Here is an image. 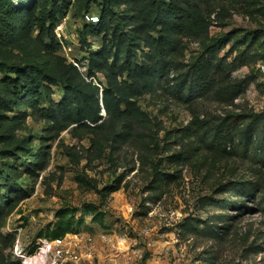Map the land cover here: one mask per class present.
<instances>
[{
    "label": "rangeland",
    "instance_id": "1",
    "mask_svg": "<svg viewBox=\"0 0 264 264\" xmlns=\"http://www.w3.org/2000/svg\"><path fill=\"white\" fill-rule=\"evenodd\" d=\"M22 1L27 0L15 3ZM64 3L68 8L57 25L65 26L58 35L56 25L53 38L61 47L41 52L53 61L61 57L87 74L88 58L98 50L100 40L90 37L91 47L82 43L79 29L89 21L78 11V0ZM90 14L99 16L98 7L93 5ZM212 20L210 36L234 33L237 41L244 40L250 32H260L250 62L232 73L235 81L250 78L246 91L233 103L212 94L190 102L167 93L145 95L138 99V106L146 113L145 122L152 133L134 122L135 131L145 136L130 138L116 149L109 125L98 131L79 125L63 131L50 144L49 167L37 181L27 174L26 163L19 162V187L32 191H25L30 196L19 203L0 232V262L53 264L52 254L41 252L43 241H49L78 244L82 255L79 264H208V256L215 258V264H264L263 193L258 191L237 206L223 203L236 200L233 192L226 191L237 182H261L255 173L259 166L247 157L223 156L215 151H199L180 164L167 160L184 145L195 143L185 131L194 116L205 120L233 112L264 111V0H230ZM37 36V32L28 36L26 31L16 30L11 38L0 39V55L10 62L23 60L35 53ZM201 45L197 40L183 38L185 64L200 53ZM99 77L94 84L102 90L107 80L102 73ZM62 89L54 87L53 99L57 103L63 98ZM101 114L106 118L104 109ZM123 126L122 121L116 122L118 131ZM28 127L37 137L36 153L47 125L45 120L29 118ZM149 133L155 138L146 135ZM154 165H160L162 174L166 173L158 182L152 178ZM119 177L120 190L105 198L100 192ZM85 207H96L94 210L101 216L95 218ZM73 208L78 209L73 216L74 233L59 240L48 239L46 234L61 220L60 211ZM213 216L217 227L231 224L224 239H211L189 230V226L204 228Z\"/></svg>",
    "mask_w": 264,
    "mask_h": 264
},
{
    "label": "trees",
    "instance_id": "2",
    "mask_svg": "<svg viewBox=\"0 0 264 264\" xmlns=\"http://www.w3.org/2000/svg\"><path fill=\"white\" fill-rule=\"evenodd\" d=\"M228 1L78 0L83 19L93 16L90 14L93 5L99 10L97 23L84 21L79 29L85 45L91 47L90 37L100 40L98 50L90 53L88 72L84 74L61 57L53 61L46 53L42 54L61 47L53 38L55 27L68 8L64 0H27L18 5L15 0H0V39L11 38L18 29L28 36L38 33L34 54L19 62H10L0 55V232L19 203L30 196L25 191H32L19 187L22 177L19 162L26 163L27 174L37 181L49 167L50 144L63 131L74 125L92 131L109 125L114 131L112 146L116 149L130 138L145 136L135 131L134 122L152 133L153 129L145 122L146 113L138 106V99L145 95L167 93L190 102L212 94L233 103L246 91L250 78L235 81L232 73L250 62L261 35L254 31L237 41L234 33L210 36L212 16L218 9H224ZM183 38L202 43L200 53L192 56L188 64L182 58ZM230 42L233 43L228 53L221 57ZM182 68L186 69L180 71ZM99 73L107 80L106 86L101 83L102 90L94 84L95 79L100 81ZM54 87L63 88L64 95L58 103L53 99ZM103 109L106 118L101 114ZM29 118L37 122L45 120L47 125L36 153L37 137L28 127ZM118 121L124 123L119 131ZM185 131L195 143L184 145L180 152L167 158L169 162L180 164L199 151L247 157L259 166L255 173L260 175L261 182H237L226 191L233 192L236 200L223 203L237 206L258 191L264 196V111L233 112L205 120L194 116ZM151 133L146 135L154 139ZM165 174L160 165L153 166L152 178L156 182ZM121 181L120 177L115 179L114 185H108L100 193L106 198L117 192ZM85 208L95 218L101 216L94 210L96 207ZM77 210L60 211V222L46 237L59 240L74 233L73 216ZM215 217L202 229L188 228L200 236L224 239L231 224L217 227L213 223ZM207 263L215 264L216 260L208 256Z\"/></svg>",
    "mask_w": 264,
    "mask_h": 264
},
{
    "label": "built area",
    "instance_id": "3",
    "mask_svg": "<svg viewBox=\"0 0 264 264\" xmlns=\"http://www.w3.org/2000/svg\"><path fill=\"white\" fill-rule=\"evenodd\" d=\"M86 20L91 23L98 20L96 16H85ZM65 23H60L56 27V33L59 35V31L63 30ZM76 66L78 64L75 63ZM42 253H50L53 256V264H79L82 258L79 250V245L67 244L57 245V242L43 241Z\"/></svg>",
    "mask_w": 264,
    "mask_h": 264
}]
</instances>
